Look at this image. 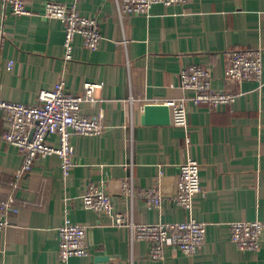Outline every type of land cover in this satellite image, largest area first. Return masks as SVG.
Listing matches in <instances>:
<instances>
[{"label": "crops", "instance_id": "1", "mask_svg": "<svg viewBox=\"0 0 264 264\" xmlns=\"http://www.w3.org/2000/svg\"><path fill=\"white\" fill-rule=\"evenodd\" d=\"M47 1L28 0L32 13L21 15L0 3V98L33 104L40 90L62 77L71 93L85 81H103L98 97L108 126L97 135H73L76 164L68 177L57 154L36 157L16 190L20 212L0 230V264H264V229L257 251L241 250L231 239V222H264V72L262 81H225L231 49L261 48L264 62V0L157 3L150 14H121L118 0H77L84 14L100 20L104 38L91 50L77 36L70 60L64 23L43 15ZM9 60L15 61L10 69ZM194 64L209 68L215 88L241 91L233 105L189 101L188 130L172 122L143 123L145 104L193 94L180 86V71ZM82 109L88 115L98 111L90 103ZM6 125L0 110V135ZM48 141L55 144L57 137ZM189 153L201 166L204 193L196 196L193 214L206 222V240L195 254L169 245L163 258L153 259L150 242L134 239L130 220L189 216L173 200L179 164ZM23 163V150L0 136V198L12 191L9 182ZM131 178L137 191L127 194L119 184ZM92 183L111 193L127 222L114 224L109 213L84 206L82 195ZM156 183L163 198L159 207L138 194ZM66 214L89 226L90 254L64 262L58 229Z\"/></svg>", "mask_w": 264, "mask_h": 264}, {"label": "built area", "instance_id": "2", "mask_svg": "<svg viewBox=\"0 0 264 264\" xmlns=\"http://www.w3.org/2000/svg\"><path fill=\"white\" fill-rule=\"evenodd\" d=\"M28 0H0L1 7L10 8L12 14H31L27 6ZM190 0H118L121 14H150L154 4L172 5L186 3ZM43 15L57 18L65 25V59L73 57L75 39L81 36L83 45L91 50L99 48L104 38L101 23L97 17L84 14L78 1L71 3L47 1ZM225 81L227 84L241 83L244 80L256 79L262 81L264 72L263 50L261 48H234L228 54ZM14 60L8 61V68H12ZM209 68L191 65L180 71V86L184 90H193V94L168 100L171 110V122L189 128L188 102L207 104L211 107H226L233 105L241 91L233 89L219 90L212 84ZM103 81H85L82 89L76 93L66 91V80L62 77L49 89H42L37 101L28 104L21 101H10L0 98V110L4 112L7 125L0 135L4 140L19 146L24 152V163L15 171V178L9 183L12 191L0 198V230H5L12 224V216L20 212V203L16 190L20 180L32 170L35 159L40 155L57 154L61 158L63 174L68 177L76 164V150L72 142L74 134L97 135L106 128V114L100 106L101 99L98 91L104 87ZM90 103L97 107L95 114L83 112V105ZM50 136H56L57 142L48 141ZM193 144L191 136L185 137V146L189 151ZM177 176V190L174 202L187 209L189 216L180 221H166L157 223L130 224L134 239L150 242L149 255L153 259L164 257L165 247L173 246L185 254H195L206 240V222L197 219L193 214L195 199L204 193L200 162L191 153L179 164ZM163 170L160 174H163ZM120 189L127 194L136 193L133 179L122 180ZM146 202L159 207L163 198L158 183L138 192ZM86 208L98 212H107L113 223L122 225L129 219L123 213L115 210L111 193L96 183L89 185L82 195ZM264 222L255 220H236L231 222V239L241 250L257 251L263 243ZM89 226L74 222L66 214L64 222L58 229V254L62 261L67 262L74 255L87 256L90 254L88 243Z\"/></svg>", "mask_w": 264, "mask_h": 264}, {"label": "water", "instance_id": "3", "mask_svg": "<svg viewBox=\"0 0 264 264\" xmlns=\"http://www.w3.org/2000/svg\"><path fill=\"white\" fill-rule=\"evenodd\" d=\"M142 122L146 124H170L171 110L167 103H147L144 106ZM100 259V257H98Z\"/></svg>", "mask_w": 264, "mask_h": 264}]
</instances>
